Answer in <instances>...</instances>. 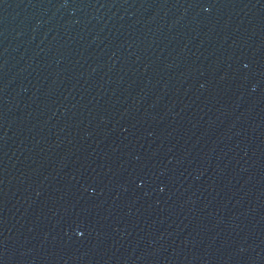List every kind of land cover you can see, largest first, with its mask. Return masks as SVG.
I'll list each match as a JSON object with an SVG mask.
<instances>
[{"label": "water", "instance_id": "obj_1", "mask_svg": "<svg viewBox=\"0 0 264 264\" xmlns=\"http://www.w3.org/2000/svg\"><path fill=\"white\" fill-rule=\"evenodd\" d=\"M0 264H264V0H0Z\"/></svg>", "mask_w": 264, "mask_h": 264}]
</instances>
